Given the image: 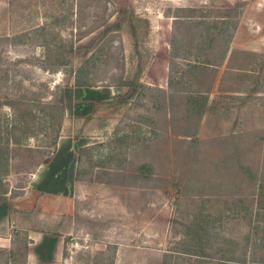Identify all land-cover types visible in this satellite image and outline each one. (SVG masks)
<instances>
[{"label": "rangeland", "instance_id": "obj_1", "mask_svg": "<svg viewBox=\"0 0 264 264\" xmlns=\"http://www.w3.org/2000/svg\"><path fill=\"white\" fill-rule=\"evenodd\" d=\"M0 133L27 264H264V0H0Z\"/></svg>", "mask_w": 264, "mask_h": 264}, {"label": "crops", "instance_id": "obj_2", "mask_svg": "<svg viewBox=\"0 0 264 264\" xmlns=\"http://www.w3.org/2000/svg\"><path fill=\"white\" fill-rule=\"evenodd\" d=\"M71 91L72 92H71L70 97L71 99H73L71 100V102H73L71 109L73 110L72 113L75 116L76 115L77 116L89 115L90 113H93L97 102L104 100L103 94L101 93L99 94L98 92H96V89H94V87L86 88L84 86H75L71 89ZM85 91H88V92H85ZM110 91L109 93H112V90ZM65 97H66V103H67V112L69 113L70 110L68 106H70V103H68L69 101L68 93L66 94ZM86 111H87V114H85ZM69 152L71 155H68ZM69 152L67 153L68 156L65 155L68 158L64 157V159L62 158V159L57 160V163L55 164L57 166H55V168H57L58 172H60V169L64 168L66 172L65 176L69 177V180L67 181H70V178H72L71 179L73 180L72 182H75L77 178V166H78L77 156L76 154H74L75 151L70 150ZM53 161H56V158ZM62 173H59V176L64 175ZM8 199H9V195H3V196L0 195V241H6L7 240L6 237H9L10 230H11ZM29 235L35 242H38V240L41 239L40 237L46 236L45 234H41L40 236V233L35 232V231H29Z\"/></svg>", "mask_w": 264, "mask_h": 264}, {"label": "trees", "instance_id": "obj_3", "mask_svg": "<svg viewBox=\"0 0 264 264\" xmlns=\"http://www.w3.org/2000/svg\"><path fill=\"white\" fill-rule=\"evenodd\" d=\"M72 75L74 74V72H71ZM80 73L81 71H76L75 72V83L73 84V86H87L89 84H87V82H81L80 80ZM49 107V106H48ZM51 109L52 112L55 111L56 109H60V118L61 120H63L66 117V113H65V102H64V93L61 94L60 97V106H50L49 107ZM54 110V111H53ZM15 126H13L14 128ZM9 135L8 136L12 142L17 145L20 146L22 145L20 139L21 136L16 134L13 130H9ZM1 139H2V134L0 133V143H1ZM81 160V157H79V162ZM10 158L7 154V152L0 146V172H2L4 169L8 170V167L10 165ZM80 167L78 166L77 168V179H79V174H80ZM0 180H1V174H0ZM2 193H7V190H1ZM264 197H261V201L259 202V209H260V205L261 207L264 206V200H262ZM208 219V218H205ZM215 218H211L209 219V223L211 226V222H213ZM208 222V221H207ZM205 232L206 234L209 236L212 233L211 227L205 228ZM19 233V232H17ZM264 240V238H263ZM18 242L19 244L17 245H13L11 248H1L0 247V257H3L5 259L4 263L5 264H27V258H28V253H29V247L30 244L33 242L28 234H26V236H24V238H18ZM22 245V248L20 247ZM248 254V253H247ZM21 256V260H17V256ZM252 259H254V253H253V257ZM255 261V260H254ZM264 263V261H262Z\"/></svg>", "mask_w": 264, "mask_h": 264}]
</instances>
